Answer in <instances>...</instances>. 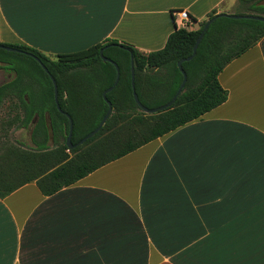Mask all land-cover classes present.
Masks as SVG:
<instances>
[{"label":"crops","instance_id":"0c3cea01","mask_svg":"<svg viewBox=\"0 0 264 264\" xmlns=\"http://www.w3.org/2000/svg\"><path fill=\"white\" fill-rule=\"evenodd\" d=\"M230 2L0 0V43L50 59L106 40L149 53L174 12L197 30ZM218 80L227 100L200 118L53 195L31 182L0 198V264H264V38Z\"/></svg>","mask_w":264,"mask_h":264},{"label":"trees","instance_id":"16d2710c","mask_svg":"<svg viewBox=\"0 0 264 264\" xmlns=\"http://www.w3.org/2000/svg\"><path fill=\"white\" fill-rule=\"evenodd\" d=\"M238 1L244 7V13L239 15L264 17L261 4L264 0ZM216 15L211 13L207 20ZM207 20L199 23L197 30L176 28L162 49L149 53L106 40L85 51L50 59L29 47L0 43V70L14 75L0 86V107L4 101L11 105L0 126L31 128L33 145L29 151H6L0 159L6 169L5 173L0 172V198L31 182L43 196L53 195L222 105L228 93L219 83V74L264 38V22L217 17L208 26L194 57L182 63L186 82L171 107L147 114L133 98L135 93L139 103L149 110L172 100L183 79L177 63L191 56ZM4 47L20 52H10ZM103 48L102 56L119 69L117 85L106 94L112 111L99 131L79 145L107 113L108 105L102 94L116 79L114 65L100 57ZM50 76L57 85L60 110L56 107ZM70 120L71 144L75 146L72 149L66 145Z\"/></svg>","mask_w":264,"mask_h":264},{"label":"water","instance_id":"95a60500","mask_svg":"<svg viewBox=\"0 0 264 264\" xmlns=\"http://www.w3.org/2000/svg\"><path fill=\"white\" fill-rule=\"evenodd\" d=\"M261 4L264 5V1H262ZM221 16H222V17L232 18V19H251V20H258V21L264 22V17H258V16H253V15H233V14H232V15H227V14H217V15H216L215 17H213L212 19L207 20V22H206V24L204 25V27L202 28V30H201V32H200L198 38L196 39V42H195V45H194V47H193V50H192V54H191V56L188 57V58H186V59H181V60L178 61V63H177L178 69H179V71L181 72V74H182V76H183V79H182V83H181V85H180V87H179L177 93L175 94V96L172 98V100H171L169 103H167L166 105H163V106H161V107H158V108H156V109L149 110V109H147V108H144V107L139 103L138 98H137V95H136L135 93H133V98H134L135 102L137 103V105L141 108V110H142L144 113H147V114H154V113H157V112H159V111H164V110H166L167 108H169V107L172 106V104L174 103L175 99L177 98V96L181 93L182 89L184 88V85H185V82H186V74H185V72L182 70V66H181L182 63H183L184 61L191 60V59L194 57V55H195V53H196V50H197V47H198V45H199V43H200V41H201V39H202L204 33L206 32L208 26L211 24V22H213V20H215L217 17H221ZM104 48H105V47H104ZM104 48L100 50V57H101V59H102L104 62H109V63H112V64L114 65V67H115V69H116V79H115L113 85H112L109 89H107V90L102 94V97H103L104 101H105V102L107 103V105H108L107 113H106L105 116L103 117V119H102L101 123L99 124V126H98L94 131H92L91 133H89L84 139H82V140L78 143L79 145L83 144L85 141H87L88 139H90L91 137H93V136L99 131V129H100V128L103 126V124L106 122L107 118L109 117V115H110V113H111V111H112L111 104H110V102H108L107 99H106V94H107L108 92H110V91H111V90L117 85V83H118V81H119V69H118V67L116 66V64H114V63L111 62L109 59L104 58V57L102 56V52H103ZM4 49L7 50V51H10V52H20L19 50L14 49V48H7V47H4ZM29 56H32V55H29ZM33 58H34L37 62L40 63V61H39L36 57L33 56ZM42 67H43L44 71L47 72V69H46L44 66H42ZM130 72H131V85H132V87H133V86H134V68H133L132 59H131V70H130ZM50 79H51V81H52V83H53V88H54V100H55V103H56V107H57L58 110H60V108H59V104H58V100H57V85H56L55 80H54L51 76H50ZM71 133H72V121L70 120V122H69V135H68V137H67V139H66V145H67L68 149H72V148L75 147V146H73V145L71 144Z\"/></svg>","mask_w":264,"mask_h":264},{"label":"rangeland","instance_id":"374dc122","mask_svg":"<svg viewBox=\"0 0 264 264\" xmlns=\"http://www.w3.org/2000/svg\"><path fill=\"white\" fill-rule=\"evenodd\" d=\"M229 12L233 15L244 13V7L239 4L238 0H231L229 4ZM231 14V15H232ZM6 102V101H5ZM7 104V103H6ZM6 104L3 102L0 107V120H6ZM11 114V113H10ZM31 128L29 129H16L15 126L3 127L0 126V159L6 151L19 149L21 151H29L33 148L30 141ZM0 172H6L4 161L0 160Z\"/></svg>","mask_w":264,"mask_h":264},{"label":"built area","instance_id":"2783aa9c","mask_svg":"<svg viewBox=\"0 0 264 264\" xmlns=\"http://www.w3.org/2000/svg\"><path fill=\"white\" fill-rule=\"evenodd\" d=\"M176 27L178 29H191V19L185 11H176L173 13Z\"/></svg>","mask_w":264,"mask_h":264},{"label":"flooded vegetation","instance_id":"af4514ba","mask_svg":"<svg viewBox=\"0 0 264 264\" xmlns=\"http://www.w3.org/2000/svg\"><path fill=\"white\" fill-rule=\"evenodd\" d=\"M4 71H5V73H6L7 75L10 76V80H12V78H13L14 75H13L11 72H9V71H6V70H4ZM10 80H9V81H10ZM9 81H8V82H9ZM8 82H7V83H8ZM5 84H6V83H5Z\"/></svg>","mask_w":264,"mask_h":264}]
</instances>
